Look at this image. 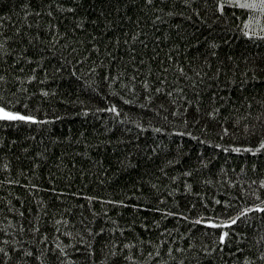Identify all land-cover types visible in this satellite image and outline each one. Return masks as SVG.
Listing matches in <instances>:
<instances>
[{
    "label": "snow or ice",
    "instance_id": "snow-or-ice-1",
    "mask_svg": "<svg viewBox=\"0 0 264 264\" xmlns=\"http://www.w3.org/2000/svg\"><path fill=\"white\" fill-rule=\"evenodd\" d=\"M19 10L23 21L14 29L12 36L0 38V58L12 65L28 66L31 74H26L23 79L14 72L11 76L7 72L0 74V121L5 122V127L9 123L17 128L47 126L62 120V116L49 114L46 109L41 112L39 106L35 110L29 108V104L24 102L30 99L25 95V81L39 83L35 74L37 69L45 80L54 79L55 75L50 77L48 74V66H51L54 73L61 77L66 71L70 84L72 80L79 83L83 78L81 70L87 64L86 72L96 75L97 83L103 82L108 88L116 85L122 89L130 88L132 95L142 98L137 101L141 115L143 110L150 109L149 114L155 122L141 119L137 123L133 120L140 134L151 130L164 134L165 138L187 136L201 147L196 157V168L184 166L187 159L182 154V147L175 152H166L161 164L154 166V173L145 170L138 175L140 196H135L132 190L124 196L85 194L87 205L95 201L103 207L99 212L91 208L88 217L81 212L76 220H70L61 213L60 219L52 221L53 232L59 234L54 247H47L52 237L47 231L41 233L37 217L35 225H30L28 231L39 234V240L33 238L30 241L33 247H25L18 240L9 244L5 239L0 244V264H65V260L67 264H101L98 256L104 258L103 264H191L193 259L195 264H212L217 258L214 253L218 250L223 252L229 243L232 248L227 252V260L223 255L218 257L221 264H253L254 261L264 264V235L250 240L246 230L233 229L231 238L228 231H221L215 242L201 245L203 255L197 253L192 257L185 253L194 249V242L174 237L178 227L166 226L169 218L176 220L177 224L188 221L184 236L191 237L196 224L225 228L238 225V222L247 224L249 213L264 214V199L259 192L251 193L255 202H245L242 210L215 220L192 217L190 212L173 211L168 206L170 201L179 205L176 196L181 191L191 192L193 183L197 182L195 173L200 168H207L211 162L201 159L203 146L213 145L224 152L231 150L237 154H251L254 158L251 169L254 172L259 170L261 161L255 158L264 156V126L257 131L255 125H245V131L250 136L255 135V142L230 147L203 139L197 131L204 133L220 128L222 133H228V127L221 122L230 117L225 116L222 109L232 104L233 93L242 94L253 82L264 83V0H23ZM237 11L241 12L242 26L232 24ZM253 24L257 27L253 28ZM3 27V20L0 19V32ZM241 39L251 48L242 47L237 51L236 41ZM165 48L167 51H163ZM93 55L96 59L92 58ZM105 62L107 69L104 68ZM117 64L120 67L113 76V66ZM20 72L24 73L23 67H20ZM13 87L24 95V99L16 98L11 91ZM38 92L51 98L58 89L49 91L41 87ZM241 99L251 108V100L242 96ZM126 103L130 105L133 101ZM16 105H21V108L17 109ZM232 107L234 109L235 104ZM91 111L88 107L82 109L84 115ZM107 111L115 114L114 119L121 116L116 104H112ZM257 119H260L259 115ZM126 131L131 132V129ZM80 136L83 137L84 132ZM64 139L71 140V137ZM60 141L59 136L53 138V143ZM10 143L14 145L16 141ZM114 143V153L122 144L125 145V153L122 157L117 156V167L111 175L109 170L112 166L104 168L103 157L95 162L97 170L104 176L100 180L102 185L106 181L114 182L122 171L138 168L139 162L133 159L134 154L141 161L144 158L151 161L158 158L160 150L170 149L176 142L169 139V144H165L159 137L151 144L145 140L146 146L141 151L140 135H137L130 140L121 136L115 142L112 139L97 140L96 145ZM129 144L132 145L130 150L127 149ZM3 146L4 138L0 137V147ZM28 151V148L23 149L25 153ZM35 156L47 159L43 152H36ZM91 160L89 156L88 162ZM69 163L75 167V160ZM33 166L38 168L39 163L34 162ZM3 167L7 170L9 165L5 163ZM240 171L244 172L245 168L241 167ZM169 172L174 174L169 175ZM80 174L83 175V171ZM177 181L181 182L180 186H174ZM228 182L236 183L232 180ZM249 182L264 188V175L258 179L249 178ZM36 187L39 185L33 184L30 189ZM116 190L113 189L114 192ZM50 191L62 200V194L67 189L53 187ZM74 194L81 195L79 192ZM130 198H134L135 202H130ZM215 202L222 204L225 211L232 208L227 200ZM79 207L84 208L85 204ZM189 207L195 208V205ZM129 208L133 210L130 221L125 218V211ZM137 212L141 213L140 217L135 215ZM144 212L151 213V218L143 215ZM41 213L48 216L43 208ZM20 215L24 216V213L20 212ZM261 220L264 222V216ZM77 223L81 225V231H62V227L74 228ZM19 227L23 233L25 225L20 224ZM137 228L148 238L136 231ZM61 235L76 243L63 244ZM105 249L109 251L105 253ZM248 252L251 255L246 254ZM237 253L243 255L242 262Z\"/></svg>",
    "mask_w": 264,
    "mask_h": 264
},
{
    "label": "trees",
    "instance_id": "trees-1",
    "mask_svg": "<svg viewBox=\"0 0 264 264\" xmlns=\"http://www.w3.org/2000/svg\"><path fill=\"white\" fill-rule=\"evenodd\" d=\"M22 2L23 0H0V19L3 20L4 25L2 32H0V38L12 36L14 29L22 23L23 17L19 10V4ZM14 5L15 7H13ZM92 14L95 16L94 10ZM8 17H11V19H8ZM232 24L233 26H242L240 11L236 12V18L232 20ZM256 27L257 25L253 24V28ZM242 47L251 48V45L245 44L243 39L237 40L236 50L239 51ZM163 51H167V49L165 48ZM0 57H2V54H0ZM92 58L96 59V55H93ZM97 63L99 64L100 61L97 60ZM87 66L86 64L85 69L81 70L83 78L79 80V83L72 80L70 84L66 71L61 77L60 74L54 73L51 66H48V74L50 77L55 75L54 79L45 80L40 70L37 69L35 74L40 82L25 81L27 86V94L25 95L29 96L30 99L24 100V102L29 104V108L35 110L39 106L41 112L46 109L49 114L54 113L62 116V120L54 121L47 126H21L19 128L11 123L5 127V122L0 121V137L4 138V146L0 147V244H3L4 240L7 239L9 244L13 240H18L25 247H33L30 241L33 238L39 240V234L28 231V227L35 225L36 219L39 217L41 233L47 231L52 237L51 241L47 243V247H54L56 235L59 234L53 232L52 221L60 219L61 213L70 220H76L80 217L81 212L85 217H88L91 208L99 212L103 205L95 201L90 206L87 205L85 194L90 196H124L127 195L129 190H132L135 196H140L138 175L145 172V170L154 173V166L161 164V161L165 158V153L168 151L175 152L182 147V154L187 159V165L184 166L197 167L196 157L201 146L196 141L187 136L173 135L170 138H165L164 134L154 133L151 130L140 134L136 124L132 123L133 120H136L137 123L141 119L155 122L154 117L149 114L150 109L143 110L141 115L137 101L142 98L132 95L130 88L122 89L119 85L108 88L103 82L97 83L98 77L86 72ZM20 67L24 68L23 74L20 72ZM107 67V62H105L104 68L107 69ZM119 67V64L113 66V76L116 75V69H119ZM97 71L99 72L101 69H97ZM5 72L10 76L14 72L15 75H20L22 79L26 74H31L28 66L12 65L0 58V74ZM128 72L131 75V69ZM41 87H45L49 91L58 89V92L51 98L44 97L38 92ZM11 91L16 94L17 99H24V95L18 92L16 88H11ZM32 93H36V95L33 96ZM241 96L251 100V108L241 99ZM128 100H132L133 103L127 104L126 101ZM68 101H71V103ZM112 104H116L121 111V116L117 119H114V113L107 111ZM232 104H235L234 109ZM232 104L222 109L224 115L230 117L229 120L221 122L228 127V133H222L220 128H212L204 133L197 131V135L203 139H211L214 143L222 144L224 147L255 142V135L250 136L245 131V125L249 127L255 125L257 131L261 126H264V83L253 82L248 90L242 94L233 93ZM84 107H88L92 111L84 115L82 112ZM16 108H21V105H16ZM96 109H103V111H96ZM258 115L260 119H257ZM127 129H131V132L126 131ZM81 132H84L83 137L80 136ZM137 135H140L141 151L146 146L145 140H147V144H151L152 140L157 137L163 139L165 144H169V139L174 140L176 143L172 144L170 149L160 150L158 158L151 161L148 158L141 161L134 154L133 159L139 162L138 168L122 171L114 182L106 181L102 185L100 180L104 179V176L97 170L95 162L103 157L104 168L107 169L109 165L112 166L109 170V175H111L117 167V156L122 157L125 153V145H120L114 153L112 149L115 147V143L113 145L101 144L97 146V140L112 139L115 142L121 136L124 140H130ZM33 136L36 138H31ZM56 136L61 137L59 143H53V138ZM69 136L71 140L64 139ZM12 140L16 141L14 145L10 143ZM181 141L183 142L182 146ZM133 143H135L134 140ZM131 147V144L127 145L128 150ZM203 147L204 153L201 159H207L211 162L207 168L197 170L195 173L197 182L193 183L191 192L181 191L176 196V199L180 202L178 206L171 203V201L169 202L168 206L171 210H183L190 212L192 217L200 216L201 218L215 220L226 217L232 214L233 211L242 210L245 202H255V197L251 195L252 192H259L261 199H264V188L249 182V178L258 179L259 176L264 175V156L255 158L261 163L259 170L254 172L251 169V163L254 162L251 154H237L231 150L224 152L222 149L214 148L213 145ZM24 148H28L29 151L27 153L23 152ZM36 152H43L47 159L36 157ZM85 153L87 155H84ZM89 156L92 157L91 162H88ZM70 160H75V167L69 163ZM245 161L248 163L245 164ZM34 162L39 163L38 168L33 166ZM5 163L9 165L7 170L3 167ZM241 167L245 168L244 172L240 171ZM81 171H83V175L80 174ZM173 174V172H169V175ZM17 180L20 181L19 184L15 183ZM229 180L236 181V183L234 185L230 184ZM134 182L136 183L135 188ZM180 183V181H177L174 186H180ZM33 184L39 185V187L30 189ZM53 187L67 189L62 194V200L50 191ZM113 189L117 190L114 192ZM76 192L81 193V195H75ZM215 200H227L232 208L225 211V207L222 204H217ZM130 202H135L134 198H130ZM81 204H85V207L80 208L79 205ZM189 205H195V208H190ZM41 208L48 212V216L41 213ZM28 209H32V211L29 212ZM67 209H71V211L69 212ZM20 212H23L24 216H21ZM132 215V209L129 208L125 211V218L129 221ZM135 215L140 217L141 213L137 212ZM143 215L151 218L152 214L144 212ZM262 216L264 214L249 213L247 214V224L238 222V225L225 228H210L207 225L196 224L191 237L184 236L189 225L188 221L177 224L176 220L169 218L166 226L178 227V232L173 233L174 237L180 236L187 242H194V249L189 250L185 255L195 257L197 253L203 255L201 245H206L210 241L215 242L221 231H228L231 238L233 229L236 231L246 230L250 240L264 235ZM123 222L122 219L121 224ZM20 224L25 225L23 233L20 232ZM62 231H81V225L77 223L74 228L72 226L62 227ZM136 231L145 236V239L148 238L147 234L139 228ZM60 241L67 245L76 243L75 240L65 239L62 235ZM184 246L186 247V243ZM240 246L244 247V245ZM231 248L232 245L229 243L223 252L218 250L217 253H214L217 258L212 261V264H221L218 258L220 255H223L227 260V252ZM104 251L107 253L109 249ZM246 254L251 255V252ZM237 255L242 262L243 255L239 253ZM98 259L103 264L104 258L98 256ZM65 264H67L66 260ZM191 264H195L194 259ZM253 264H256V262L254 261Z\"/></svg>",
    "mask_w": 264,
    "mask_h": 264
}]
</instances>
